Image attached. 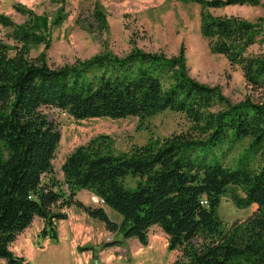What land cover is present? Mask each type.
<instances>
[{"label": "trees", "instance_id": "trees-1", "mask_svg": "<svg viewBox=\"0 0 264 264\" xmlns=\"http://www.w3.org/2000/svg\"><path fill=\"white\" fill-rule=\"evenodd\" d=\"M188 1L201 5L200 34L211 52L239 64L246 82L264 91V54L246 55L264 34L262 23L205 12L257 0ZM11 24L0 16V25ZM18 27L13 37L20 46L0 41V264H29L11 251V243L35 217L44 220L41 235L56 239L55 222L66 218L61 209L72 205L142 244L149 228L159 226L168 249L181 251L172 264H264V166L250 169L252 159L264 153V101L231 104L218 87L189 76L183 49L168 58L134 48L124 57L99 54L52 68L28 58L35 36ZM41 107L75 119L144 118L169 109L187 117L192 134H174L156 148L144 145L131 154L101 153L90 143L67 156L62 182H45L60 134ZM243 138L250 139L243 165H222L214 150L223 152L224 144ZM128 176L138 179L135 187L127 186ZM229 186L240 187L244 205L256 210L243 230L226 235L218 207ZM80 189L100 197L120 222L103 207L75 199ZM196 238L202 240L198 246Z\"/></svg>", "mask_w": 264, "mask_h": 264}, {"label": "rangeland", "instance_id": "rangeland-1", "mask_svg": "<svg viewBox=\"0 0 264 264\" xmlns=\"http://www.w3.org/2000/svg\"><path fill=\"white\" fill-rule=\"evenodd\" d=\"M200 12L201 5L188 0H0V16L12 23L9 27L0 25V41L20 46L13 37L14 29L26 28L36 39L29 45L28 58L43 59L52 68L99 54L124 57L134 48L168 58L178 56L183 49L189 76L218 87L231 104L245 98L264 101V91L246 82L239 64L211 52L200 34ZM205 12L260 21L264 31V0H257L255 5L207 8ZM257 54H264V34L246 51V55ZM41 111L60 134L51 161L52 173L43 176L45 182L49 177L62 182L61 168L67 156L90 143H95L101 153L131 154L144 145L156 148L174 134H192L187 117L169 109L144 118L119 119H75L55 107H41ZM249 142V138H243L230 147L224 144L223 152L214 151L222 165L239 168L245 162L242 154ZM263 166L264 153L250 163L253 171ZM137 180L128 176L125 182L135 187ZM244 196L240 187L229 186L220 198L218 215L226 235L243 230L256 210L254 204L244 205ZM74 198L103 207L115 222L121 220L92 191L80 189ZM61 211L66 218L55 222L56 239L41 235L44 220L35 217L11 243V251L29 264H172L180 255V249H168V238L157 225L149 228L147 243L142 244L136 238L124 239L120 232L107 230L101 221L74 205ZM193 243L198 246L202 240L196 238Z\"/></svg>", "mask_w": 264, "mask_h": 264}]
</instances>
